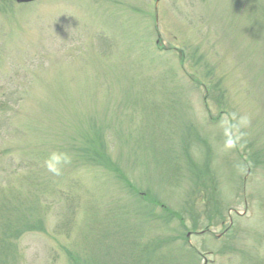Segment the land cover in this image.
<instances>
[{
    "label": "rangeland",
    "instance_id": "obj_1",
    "mask_svg": "<svg viewBox=\"0 0 264 264\" xmlns=\"http://www.w3.org/2000/svg\"><path fill=\"white\" fill-rule=\"evenodd\" d=\"M6 219L0 264H264V0H0Z\"/></svg>",
    "mask_w": 264,
    "mask_h": 264
},
{
    "label": "trees",
    "instance_id": "obj_2",
    "mask_svg": "<svg viewBox=\"0 0 264 264\" xmlns=\"http://www.w3.org/2000/svg\"><path fill=\"white\" fill-rule=\"evenodd\" d=\"M37 229L41 230L43 227H40L38 223L28 222L24 231ZM24 231L20 229L19 224L12 222L10 219H6L0 223V253L2 254L3 260L10 255L13 257L16 256L15 242ZM4 261L1 264H7Z\"/></svg>",
    "mask_w": 264,
    "mask_h": 264
},
{
    "label": "water",
    "instance_id": "obj_3",
    "mask_svg": "<svg viewBox=\"0 0 264 264\" xmlns=\"http://www.w3.org/2000/svg\"><path fill=\"white\" fill-rule=\"evenodd\" d=\"M37 0H16L17 3L20 4H27V3H31V2H35Z\"/></svg>",
    "mask_w": 264,
    "mask_h": 264
},
{
    "label": "clouds",
    "instance_id": "obj_4",
    "mask_svg": "<svg viewBox=\"0 0 264 264\" xmlns=\"http://www.w3.org/2000/svg\"><path fill=\"white\" fill-rule=\"evenodd\" d=\"M64 162H65V163H67V162H68V159H67V158H65V159H64Z\"/></svg>",
    "mask_w": 264,
    "mask_h": 264
}]
</instances>
